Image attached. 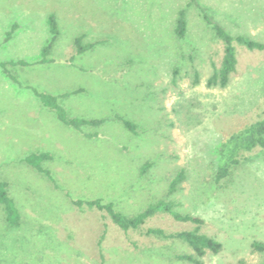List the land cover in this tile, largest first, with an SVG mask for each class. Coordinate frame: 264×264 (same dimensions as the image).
I'll list each match as a JSON object with an SVG mask.
<instances>
[{"label": "rangeland", "instance_id": "rangeland-1", "mask_svg": "<svg viewBox=\"0 0 264 264\" xmlns=\"http://www.w3.org/2000/svg\"><path fill=\"white\" fill-rule=\"evenodd\" d=\"M191 2L0 0V62L29 63L9 68L17 82L0 67V178L22 220L8 227L0 205V264H193L177 258L192 253L187 244L146 230L196 224L159 212L124 232L106 212L72 202L98 199L127 216L172 201L179 213L201 217V232L223 245L202 264H264L252 247L264 243V149L249 152L229 180L215 181L222 140L264 117V50L236 45L229 83L208 87L224 45ZM194 2L230 34L264 43V0ZM182 10L188 30L179 39ZM52 13L60 35L52 61L42 64ZM78 36L94 44L82 55ZM35 90L58 96L71 118L102 123L66 125ZM42 152L53 181L24 161ZM179 172L184 180L169 194Z\"/></svg>", "mask_w": 264, "mask_h": 264}, {"label": "trees", "instance_id": "trees-1", "mask_svg": "<svg viewBox=\"0 0 264 264\" xmlns=\"http://www.w3.org/2000/svg\"><path fill=\"white\" fill-rule=\"evenodd\" d=\"M192 0L191 5H196L205 22L210 26L216 38L224 45V56L221 65L217 67L214 63L213 73L207 80L208 87H221L224 88L229 83V79L232 73L236 71L237 67V50L236 45L245 47L248 50H264V43L256 41L245 35H232L222 25L217 23L212 17L208 15V11L205 7L200 6L197 2ZM190 5V4H189ZM48 25L51 33V39L42 48V58L39 63L47 64L52 61L51 54L57 42L60 30L58 21L55 14L48 16ZM188 22L186 19V10H182L179 13V17L176 22L175 33L179 39L185 38L188 30ZM17 29V25H13L12 29L7 33L5 41H9L12 38L13 32ZM84 36H78L75 39V47L78 55H82L85 51L92 48L94 44H84ZM26 66L28 62L24 60H10L0 62L4 74L14 82H17V77L10 72V67L14 66ZM198 82V73L195 74V83ZM35 95L39 98L41 103L55 111L59 119L74 128H81L84 125L96 126L102 123L101 120H84L78 118H71L68 116L64 107L59 103V97L53 94L34 91ZM125 126L128 129L133 128V124L130 121H124ZM256 148L264 149V117L253 123L247 124L239 130L230 133L218 147V165L215 174V181L221 185L222 182L229 180L234 171L243 161L246 160V155ZM50 155L47 153H32L25 158L26 164L34 167L37 171L46 174L52 181L53 177L51 172L43 168V162L50 160ZM149 166L147 164L144 168ZM184 180L183 172H179L171 181L168 193L173 194L179 189L180 183ZM75 206H82L83 204L96 208L100 211L106 212L113 223L117 225L124 232L131 230L141 229L146 221L156 215L159 212L167 213L173 217L176 221L191 222L196 224L192 230L166 233L160 228H149L146 230L147 236H153L164 240H179L189 246L192 250L191 254L178 255L177 258L185 260L193 264H202L200 258L204 257L207 253L218 254L222 251L223 245L217 239L208 236L201 232V225L204 220L201 217L192 214H182L176 210L174 202L167 200H160L140 213L133 216H127L118 212L114 208L112 202L104 203L102 200L92 201H72ZM0 205L4 212L5 222L10 228H18L21 225V214L17 208L15 201L8 193V183L0 178ZM252 247L259 252L264 253V243L253 242ZM101 264H104L103 262Z\"/></svg>", "mask_w": 264, "mask_h": 264}]
</instances>
